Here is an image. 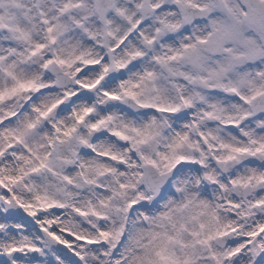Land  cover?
<instances>
[{"label": "snow or ice", "instance_id": "1", "mask_svg": "<svg viewBox=\"0 0 264 264\" xmlns=\"http://www.w3.org/2000/svg\"><path fill=\"white\" fill-rule=\"evenodd\" d=\"M0 264H264V0H0Z\"/></svg>", "mask_w": 264, "mask_h": 264}]
</instances>
